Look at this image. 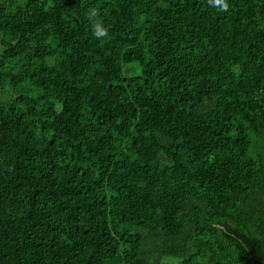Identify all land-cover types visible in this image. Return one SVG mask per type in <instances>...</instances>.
I'll return each instance as SVG.
<instances>
[{
	"label": "trees",
	"instance_id": "1",
	"mask_svg": "<svg viewBox=\"0 0 264 264\" xmlns=\"http://www.w3.org/2000/svg\"><path fill=\"white\" fill-rule=\"evenodd\" d=\"M5 88L0 264H263L264 0H0Z\"/></svg>",
	"mask_w": 264,
	"mask_h": 264
},
{
	"label": "rangeland",
	"instance_id": "2",
	"mask_svg": "<svg viewBox=\"0 0 264 264\" xmlns=\"http://www.w3.org/2000/svg\"><path fill=\"white\" fill-rule=\"evenodd\" d=\"M5 91L7 92V95L4 93V92H2V91H0V99L2 100L3 98H8L9 97V95L11 94V92H10V90L8 89V88H5ZM9 94V95H8ZM5 98V99H6Z\"/></svg>",
	"mask_w": 264,
	"mask_h": 264
},
{
	"label": "clouds",
	"instance_id": "3",
	"mask_svg": "<svg viewBox=\"0 0 264 264\" xmlns=\"http://www.w3.org/2000/svg\"><path fill=\"white\" fill-rule=\"evenodd\" d=\"M223 7H224V8H227V4H226V3L223 4ZM96 34H97L98 36H99V35H104L105 32H104L103 30H99V29H98Z\"/></svg>",
	"mask_w": 264,
	"mask_h": 264
},
{
	"label": "water",
	"instance_id": "4",
	"mask_svg": "<svg viewBox=\"0 0 264 264\" xmlns=\"http://www.w3.org/2000/svg\"><path fill=\"white\" fill-rule=\"evenodd\" d=\"M263 264H264V260H263V262H262Z\"/></svg>",
	"mask_w": 264,
	"mask_h": 264
}]
</instances>
